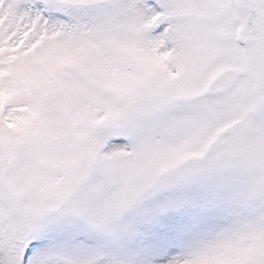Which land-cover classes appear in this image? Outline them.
I'll return each mask as SVG.
<instances>
[{
  "label": "snow or ice",
  "instance_id": "obj_1",
  "mask_svg": "<svg viewBox=\"0 0 264 264\" xmlns=\"http://www.w3.org/2000/svg\"><path fill=\"white\" fill-rule=\"evenodd\" d=\"M0 264H264V0H0Z\"/></svg>",
  "mask_w": 264,
  "mask_h": 264
}]
</instances>
